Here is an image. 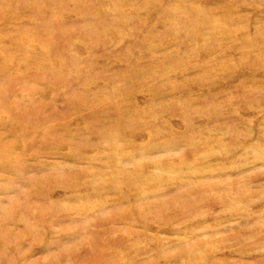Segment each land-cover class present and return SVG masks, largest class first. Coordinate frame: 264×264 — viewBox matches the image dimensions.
<instances>
[{
	"label": "rangeland",
	"instance_id": "374dc122",
	"mask_svg": "<svg viewBox=\"0 0 264 264\" xmlns=\"http://www.w3.org/2000/svg\"><path fill=\"white\" fill-rule=\"evenodd\" d=\"M0 264H264V0H1Z\"/></svg>",
	"mask_w": 264,
	"mask_h": 264
},
{
	"label": "bare ground",
	"instance_id": "6f19581e",
	"mask_svg": "<svg viewBox=\"0 0 264 264\" xmlns=\"http://www.w3.org/2000/svg\"><path fill=\"white\" fill-rule=\"evenodd\" d=\"M1 1V0H0Z\"/></svg>",
	"mask_w": 264,
	"mask_h": 264
}]
</instances>
